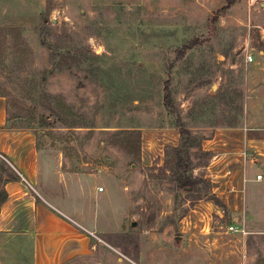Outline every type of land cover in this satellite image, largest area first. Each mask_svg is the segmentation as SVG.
<instances>
[{
  "label": "rangeland",
  "instance_id": "obj_1",
  "mask_svg": "<svg viewBox=\"0 0 264 264\" xmlns=\"http://www.w3.org/2000/svg\"><path fill=\"white\" fill-rule=\"evenodd\" d=\"M232 1L0 0L10 125L33 129L65 170L106 187V203L76 193L72 204H96L101 223L106 205L127 253L178 235L212 197L202 140L242 117L255 62L247 55L264 50V0ZM161 130L169 142L156 143ZM7 166L0 159V188ZM211 222L224 234L236 226L230 215ZM242 224L231 238L264 264V214Z\"/></svg>",
  "mask_w": 264,
  "mask_h": 264
},
{
  "label": "crops",
  "instance_id": "obj_2",
  "mask_svg": "<svg viewBox=\"0 0 264 264\" xmlns=\"http://www.w3.org/2000/svg\"><path fill=\"white\" fill-rule=\"evenodd\" d=\"M259 54L246 81V111L237 123L219 125L202 140L211 155L205 168L212 197L195 206L188 215L195 221L183 222L178 235H156L133 254L115 240L122 226L107 223L106 205L101 223L96 204H72L76 193L106 203V187L99 190L91 174L65 170L62 154L40 144L33 129L11 126L0 95V159L9 170L0 188L6 193L0 202V264H257L255 255L245 253L246 243L231 238L238 232L224 234L211 219L233 216L245 232L248 212L264 214V50ZM168 133L158 131L156 143L169 142Z\"/></svg>",
  "mask_w": 264,
  "mask_h": 264
},
{
  "label": "built area",
  "instance_id": "obj_3",
  "mask_svg": "<svg viewBox=\"0 0 264 264\" xmlns=\"http://www.w3.org/2000/svg\"><path fill=\"white\" fill-rule=\"evenodd\" d=\"M249 1H250L251 3H257V2H258V0H249ZM263 38H264V35H263ZM247 61L250 62V63L254 62V61H255L254 54H249V55H247ZM261 178H262V175H261V174L258 175V179H261ZM100 190H103V188L100 187ZM227 228H228V230L231 231V232H239V231L244 232L243 229H239V228H238L237 226H235V225H229Z\"/></svg>",
  "mask_w": 264,
  "mask_h": 264
},
{
  "label": "trees",
  "instance_id": "obj_4",
  "mask_svg": "<svg viewBox=\"0 0 264 264\" xmlns=\"http://www.w3.org/2000/svg\"><path fill=\"white\" fill-rule=\"evenodd\" d=\"M229 3L231 4V3H233V1L230 0ZM5 199H6V193H3V196H2V198L0 199V202L4 201ZM214 201H215L217 204L222 205L221 202H220V200H218L217 198H214Z\"/></svg>",
  "mask_w": 264,
  "mask_h": 264
},
{
  "label": "water",
  "instance_id": "obj_5",
  "mask_svg": "<svg viewBox=\"0 0 264 264\" xmlns=\"http://www.w3.org/2000/svg\"><path fill=\"white\" fill-rule=\"evenodd\" d=\"M214 87H215V86H214ZM136 224H137L136 221H133V222H132V225H133V226H135Z\"/></svg>",
  "mask_w": 264,
  "mask_h": 264
}]
</instances>
